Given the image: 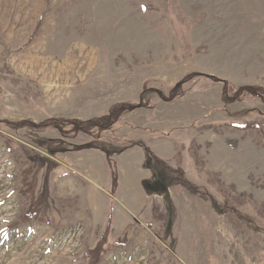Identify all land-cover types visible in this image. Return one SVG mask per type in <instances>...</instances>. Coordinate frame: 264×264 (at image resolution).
<instances>
[{
    "label": "rangeland",
    "instance_id": "rangeland-1",
    "mask_svg": "<svg viewBox=\"0 0 264 264\" xmlns=\"http://www.w3.org/2000/svg\"><path fill=\"white\" fill-rule=\"evenodd\" d=\"M108 224L98 264H264V0H0V264Z\"/></svg>",
    "mask_w": 264,
    "mask_h": 264
},
{
    "label": "trees",
    "instance_id": "trees-1",
    "mask_svg": "<svg viewBox=\"0 0 264 264\" xmlns=\"http://www.w3.org/2000/svg\"><path fill=\"white\" fill-rule=\"evenodd\" d=\"M108 231H109V224L106 227L105 233H104L102 239L100 240V242L94 247V249H91V250L88 249L86 251V255L90 259L89 264H98L99 261L101 260L102 254L107 250V248L103 247V243L106 242V239H107L106 236H107ZM124 242L125 241L122 239V240H118L116 244L123 245Z\"/></svg>",
    "mask_w": 264,
    "mask_h": 264
},
{
    "label": "crops",
    "instance_id": "crops-1",
    "mask_svg": "<svg viewBox=\"0 0 264 264\" xmlns=\"http://www.w3.org/2000/svg\"><path fill=\"white\" fill-rule=\"evenodd\" d=\"M164 147H166V146H164ZM167 148V147H166Z\"/></svg>",
    "mask_w": 264,
    "mask_h": 264
}]
</instances>
